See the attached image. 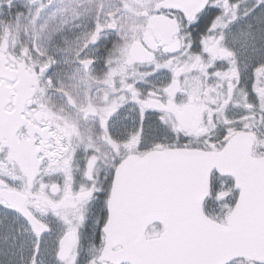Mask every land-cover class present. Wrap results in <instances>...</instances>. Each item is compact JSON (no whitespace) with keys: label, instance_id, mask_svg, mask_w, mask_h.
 Wrapping results in <instances>:
<instances>
[{"label":"snow or ice","instance_id":"6c2138e0","mask_svg":"<svg viewBox=\"0 0 264 264\" xmlns=\"http://www.w3.org/2000/svg\"><path fill=\"white\" fill-rule=\"evenodd\" d=\"M0 264H264V0H0Z\"/></svg>","mask_w":264,"mask_h":264}]
</instances>
